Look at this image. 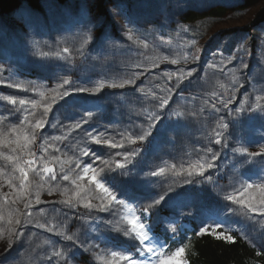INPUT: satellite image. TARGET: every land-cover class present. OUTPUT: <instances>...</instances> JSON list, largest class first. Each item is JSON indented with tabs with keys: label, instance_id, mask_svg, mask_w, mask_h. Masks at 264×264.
<instances>
[{
	"label": "trees",
	"instance_id": "trees-1",
	"mask_svg": "<svg viewBox=\"0 0 264 264\" xmlns=\"http://www.w3.org/2000/svg\"><path fill=\"white\" fill-rule=\"evenodd\" d=\"M115 3L143 25L257 5L264 20V0H0V62L49 80L0 82V264H131L142 243L124 201L145 217L170 191L146 219L165 253L264 264V213L248 207H262L264 157L242 155L264 151L249 112L264 111V55L147 43L115 23Z\"/></svg>",
	"mask_w": 264,
	"mask_h": 264
},
{
	"label": "rangeland",
	"instance_id": "rangeland-1",
	"mask_svg": "<svg viewBox=\"0 0 264 264\" xmlns=\"http://www.w3.org/2000/svg\"><path fill=\"white\" fill-rule=\"evenodd\" d=\"M259 5L239 10L224 18H203L194 22H184L177 19L172 22L152 23L143 25L133 19L124 4L115 3L110 6L115 23L121 29L135 34L147 43L167 44L180 48L183 52L200 55L203 51L210 52L213 56L233 54L237 52L251 54L255 52L264 55V20L255 19V12ZM0 82L19 86H46L49 80L45 77L30 74L17 65H5L0 62ZM87 165H85L86 167ZM90 170L87 172L89 174ZM126 209L125 218L139 237L142 247L138 255L130 256V261L140 264H186L183 252L176 255L165 253L154 236L149 232L137 208L131 202L124 201ZM146 222V220H144ZM147 223V222H146ZM215 222L211 225L217 229ZM221 234L223 232L216 231ZM152 248L153 252L147 249Z\"/></svg>",
	"mask_w": 264,
	"mask_h": 264
},
{
	"label": "snow or ice",
	"instance_id": "snow-or-ice-1",
	"mask_svg": "<svg viewBox=\"0 0 264 264\" xmlns=\"http://www.w3.org/2000/svg\"><path fill=\"white\" fill-rule=\"evenodd\" d=\"M88 39L91 40L92 37L89 36ZM87 42H88V41H85V43H87ZM64 52L67 53V52H68V49L65 48V49H64ZM64 83L67 84V83H69V82L66 80V81H64ZM121 87H123V85H121ZM77 91L83 92V91H86V89H77ZM11 102H12L13 104H15V100H12ZM20 103H21V104H24L25 102H24L23 100H21ZM165 103H167V101H165ZM229 103H231V101H229ZM224 107L227 108V107H228V104H224ZM249 112H250V114L259 115V116H261L262 118H264V111H259L258 109H252L251 106H249ZM37 127H39V128H43V127H44V123H42V122H40V121H37ZM225 127H227V125H225ZM140 139L143 140L144 137H140ZM220 142H221V141H220L219 139H217L216 143H220ZM85 155H89V156H91V157L93 158L94 161L100 159V157L96 156L94 153H85ZM242 155H245V156H251V157H253V158H254V157H258V156H260V157H264V151L249 153V152L247 151V149H245L244 152L242 153ZM28 163L31 164V163H33V162H32V161H28ZM92 167H93V165H92V164H89V165H87L86 167H84L83 171H84L85 173H87V172L90 170V168H92ZM121 167H123V166H121ZM48 171L51 172V170H48ZM20 173H21V175H22L25 179L27 178V172H26L23 168L20 169ZM153 175H156V173H153ZM128 176H129V178H132L130 172L128 173ZM64 179L67 180L68 177L65 176ZM91 179H92V181L96 182L97 187H99L104 193H107L109 196H111L112 201H116V197H115L114 195H112V193L109 191V189H108L107 187H105L104 184H101V183H99L98 181H96V177H95V176L91 177ZM187 183H192V181L189 180V181H187ZM248 187L251 188V187H253V185L250 184V185H248ZM177 196H179V193H178V192H174V191H170V192L168 193L167 197H166V196H160L159 199L156 200V201L154 202L152 208H145V209H144L145 219L150 218L151 212H152L153 210H155V209L160 205V203L164 202L166 199H173V198H175V197H177ZM233 199H234V197H232V196H228V197H227V200H229V201H232ZM52 203H55V202H52ZM260 204H261L262 207H261L259 210H258L255 206H253V205H251V204H249L248 207H249L250 211H252V212H254V213H255V212H258V211L261 212V213H264V199H261ZM88 207H91V206L89 205ZM100 210H103V206L101 207ZM144 227H146V226L142 224V225H141V228H144ZM217 227H219V224H217ZM49 231H50V230H49ZM205 231H207V229H201V233H204ZM221 235H222V234H221ZM217 238H220V237L218 236ZM69 239H71V237H69ZM227 239H228L229 241H232V240H234V237L231 236V235H228ZM162 246H163V245H161V247H162ZM147 251H148V252H153L154 250H153L152 248H149V249H147ZM183 251H184L183 248H179V249L177 250L176 255L179 256L180 253H182ZM131 264H137V262L133 260V261H131ZM140 264H143V260L140 261ZM178 264H179V262H178Z\"/></svg>",
	"mask_w": 264,
	"mask_h": 264
}]
</instances>
